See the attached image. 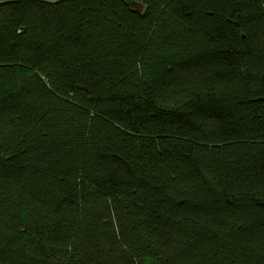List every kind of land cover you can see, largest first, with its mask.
Returning <instances> with one entry per match:
<instances>
[{
    "label": "trees",
    "instance_id": "16d2710c",
    "mask_svg": "<svg viewBox=\"0 0 264 264\" xmlns=\"http://www.w3.org/2000/svg\"><path fill=\"white\" fill-rule=\"evenodd\" d=\"M0 2V264H264V0Z\"/></svg>",
    "mask_w": 264,
    "mask_h": 264
},
{
    "label": "water",
    "instance_id": "95a60500",
    "mask_svg": "<svg viewBox=\"0 0 264 264\" xmlns=\"http://www.w3.org/2000/svg\"><path fill=\"white\" fill-rule=\"evenodd\" d=\"M43 1H48V2H50L52 4H56V3H59V2H64L66 0H43ZM2 4H4V2H0V5H2ZM132 7L137 8V10H139V5H137V4H132Z\"/></svg>",
    "mask_w": 264,
    "mask_h": 264
}]
</instances>
